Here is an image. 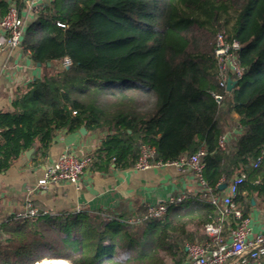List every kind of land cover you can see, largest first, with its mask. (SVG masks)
<instances>
[{"label": "trees", "instance_id": "obj_1", "mask_svg": "<svg viewBox=\"0 0 264 264\" xmlns=\"http://www.w3.org/2000/svg\"><path fill=\"white\" fill-rule=\"evenodd\" d=\"M11 5L26 9L0 0V19ZM32 13L21 49L41 75L0 112V174L28 150L44 157L58 131L84 128L101 135L95 171L132 167L146 145L152 164L203 148L204 186L157 219L102 210L7 216L0 264H184L185 243L202 242L205 225L218 223L210 200L222 185L244 176L243 218L252 199L264 201V0H50ZM220 34L240 45L243 74H228L229 91L214 55Z\"/></svg>", "mask_w": 264, "mask_h": 264}, {"label": "crops", "instance_id": "obj_2", "mask_svg": "<svg viewBox=\"0 0 264 264\" xmlns=\"http://www.w3.org/2000/svg\"><path fill=\"white\" fill-rule=\"evenodd\" d=\"M29 13L27 9L22 12L26 23L34 19L33 13ZM40 75L41 68L21 48H1L0 112L11 111L15 92L26 89L29 82ZM100 138V134L87 131L85 134L58 131L44 157L35 158L33 150L29 157L24 153L14 161L6 172L0 174V219L15 214L26 201H30L42 212L81 210L95 213L102 210L140 221L147 206L166 204L170 199L193 192L198 187L191 173L180 174L174 166L152 164L146 170L134 165L125 170L112 166L107 172L88 167L81 177L79 190L69 183L52 185L47 190L36 188L46 165L66 151L90 156L97 149ZM27 188H31V191L28 192ZM224 193L225 188L219 197ZM251 203L245 218L253 235L264 230V201L257 199L254 202L252 199ZM236 224L235 221L226 223L222 230L223 237L228 238L229 230ZM184 264H188V261ZM260 264H264V256L260 258Z\"/></svg>", "mask_w": 264, "mask_h": 264}, {"label": "built area", "instance_id": "obj_3", "mask_svg": "<svg viewBox=\"0 0 264 264\" xmlns=\"http://www.w3.org/2000/svg\"><path fill=\"white\" fill-rule=\"evenodd\" d=\"M46 1L50 0H23L26 9L31 13L35 7ZM22 12L19 13L17 7L11 5L7 13L0 19V49L21 48L25 24ZM239 50L240 45L237 41H227L222 34L217 36L214 55L219 65V73L222 77L221 83L226 84L227 79H229L228 74L237 78L242 76L243 68L238 62ZM69 64L68 59H64L62 62L63 67ZM215 99L219 102L221 98L215 96ZM223 144L224 139L219 141L221 147ZM204 154V149L200 148L189 156L165 164L156 163V165L174 166L180 174L189 172L194 176L198 186H204L201 177L203 169L201 159ZM154 155L155 149L153 147L142 146L134 166L140 170H146L152 165ZM90 163L91 157L89 155H77L73 151H66L56 160L46 165L42 177L36 183V188L47 190L52 185L69 183L76 190H79L81 177ZM243 180L244 176L234 177L226 185L223 196L211 197V204L217 209L218 223L205 225L206 239L204 241L186 245L188 264H260V258L264 256V230L251 235L248 220L243 218L239 204L236 201L238 188ZM27 190L30 192L31 188H27ZM205 191L208 190L205 189ZM185 199L186 195L180 194L170 199L166 204L147 206L141 220L160 218L170 205ZM39 213V209L30 201H26L22 209L13 215L15 218H26L35 217ZM42 213L46 212L43 211ZM228 219L237 222V224L229 230L228 238H225L222 235L221 223ZM45 262L55 263L63 262V260L42 261V263ZM64 262L68 264L66 261Z\"/></svg>", "mask_w": 264, "mask_h": 264}, {"label": "water", "instance_id": "obj_4", "mask_svg": "<svg viewBox=\"0 0 264 264\" xmlns=\"http://www.w3.org/2000/svg\"><path fill=\"white\" fill-rule=\"evenodd\" d=\"M234 85H235V82H234V81H231L230 79H227V81H226V89H227L228 91H229L230 89H232V88L234 87ZM79 132H80L81 134H85V129H84V128H81V129L79 130ZM32 153H33V150H32V149H31V150H28V151L25 152V156H26V157H29ZM220 188H221V189L225 188V185H222ZM36 264H37V263H36Z\"/></svg>", "mask_w": 264, "mask_h": 264}, {"label": "bare ground", "instance_id": "obj_5", "mask_svg": "<svg viewBox=\"0 0 264 264\" xmlns=\"http://www.w3.org/2000/svg\"><path fill=\"white\" fill-rule=\"evenodd\" d=\"M59 263L60 264H66L64 261L63 262H55V263H49V262L47 263V262H45V263H42V264H59Z\"/></svg>", "mask_w": 264, "mask_h": 264}, {"label": "rangeland", "instance_id": "obj_6", "mask_svg": "<svg viewBox=\"0 0 264 264\" xmlns=\"http://www.w3.org/2000/svg\"><path fill=\"white\" fill-rule=\"evenodd\" d=\"M29 14H30V15H32V13H31V12H30ZM188 243H189V242H186L185 244H188ZM39 263H42V262H39ZM67 263H68V262H67ZM35 264H36V263H35ZM68 264H69V263H68Z\"/></svg>", "mask_w": 264, "mask_h": 264}]
</instances>
